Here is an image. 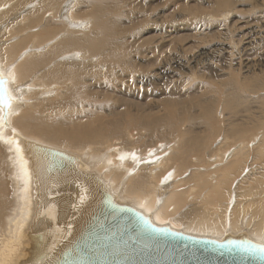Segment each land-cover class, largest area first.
Returning <instances> with one entry per match:
<instances>
[{"label": "bare ground", "instance_id": "obj_1", "mask_svg": "<svg viewBox=\"0 0 264 264\" xmlns=\"http://www.w3.org/2000/svg\"><path fill=\"white\" fill-rule=\"evenodd\" d=\"M2 24L11 26L9 38L21 36L0 42V77L11 97L10 107L0 106V147L8 153L0 206L5 178L13 206L5 223L0 218V264H22L35 246L41 183L31 144L71 156L81 173L104 183L113 203H128L156 226L264 245V122L250 137L236 123L223 124L222 144H214V102L201 93L206 78L183 77L177 67L186 49L165 44L186 40L179 27L161 20L152 35L118 0H0ZM173 51L179 55L170 59ZM203 55L190 61L213 72L217 63ZM32 82L36 92L23 88ZM237 97L225 95L227 111L240 105Z\"/></svg>", "mask_w": 264, "mask_h": 264}, {"label": "water", "instance_id": "obj_2", "mask_svg": "<svg viewBox=\"0 0 264 264\" xmlns=\"http://www.w3.org/2000/svg\"><path fill=\"white\" fill-rule=\"evenodd\" d=\"M39 174L33 251L22 264H264L257 244L239 235L202 239L156 226L138 210L113 203L97 177L71 156L31 144Z\"/></svg>", "mask_w": 264, "mask_h": 264}, {"label": "rangeland", "instance_id": "obj_3", "mask_svg": "<svg viewBox=\"0 0 264 264\" xmlns=\"http://www.w3.org/2000/svg\"><path fill=\"white\" fill-rule=\"evenodd\" d=\"M118 2L123 8H128V12L132 13L134 21L145 23L146 30L152 35L160 33L159 24L161 20L166 22V27H179L181 29V33L177 36L186 40L177 43L167 39L165 44L173 46L177 50L186 49V61L181 67H177L183 77H193L194 81L196 77L199 78L201 75L206 78L201 93L214 102L212 110L215 112L216 128V134L212 138L215 139L214 144L219 143L220 140L222 144L225 129H227L222 125L229 122L236 123L243 131H247L248 137L252 136V133L258 132L254 129V125L257 122H264V0H118ZM30 5L25 11L31 9L35 4ZM11 6L7 5L6 8ZM25 11L23 10L19 14V16H24L23 21L29 15ZM185 25L188 27H184ZM37 29V27L32 28L31 33ZM212 31L215 33L212 34ZM11 32V26L0 25V36H2L0 42L9 45L20 38L21 34L9 38ZM173 35L176 34L173 33ZM25 50L30 52V48ZM198 52L205 54L203 60L208 58L206 60L208 63H217V68L209 65L213 68V72L210 73L206 69L202 73V68L190 61V58L196 56ZM23 55L19 54L18 58ZM178 55L179 53L173 51L169 56L171 59ZM14 69L13 64H11L5 68L7 72L3 71L7 75ZM161 76L159 75V77ZM210 78H214L216 83L210 82ZM169 82L170 80L167 79L163 86H167ZM10 84L13 86L12 82ZM37 86L32 82L23 88H32L36 92ZM12 90L14 93L13 88ZM230 91L236 92L239 97H237L239 100L237 104L240 105H237L235 111H227L223 105L225 95H229ZM16 96L21 100L20 94H16ZM19 102L21 107L26 105L24 101ZM241 106L242 110H240ZM33 111L40 112V108H34ZM133 134L135 139L136 132ZM218 134L219 136H217ZM231 145H233L232 139L226 141L224 146L229 147ZM0 153H2L0 156L3 155L0 157V160L2 158L0 165L4 163L5 166L3 157L7 156L8 153L3 150V147H0ZM187 174L183 177H187ZM8 183V179L5 178L3 184L7 190L3 195L4 202L7 204L5 205L3 202L0 206L1 209L6 207L5 211L4 208L2 209L6 215L0 211V218L3 219V223L8 219V213L13 207L12 204L8 203L12 194L8 189ZM120 205L129 206L128 203H120ZM2 222L0 221V223ZM2 232L1 228L0 234ZM23 239L26 240L27 238Z\"/></svg>", "mask_w": 264, "mask_h": 264}, {"label": "snow or ice", "instance_id": "obj_4", "mask_svg": "<svg viewBox=\"0 0 264 264\" xmlns=\"http://www.w3.org/2000/svg\"><path fill=\"white\" fill-rule=\"evenodd\" d=\"M7 81L0 77V106L8 108L11 106V97L8 95L6 88ZM251 250H254L261 255H264V245H249Z\"/></svg>", "mask_w": 264, "mask_h": 264}]
</instances>
